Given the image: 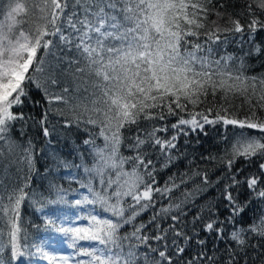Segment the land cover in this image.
I'll return each mask as SVG.
<instances>
[{
  "label": "snow or ice",
  "instance_id": "snow-or-ice-1",
  "mask_svg": "<svg viewBox=\"0 0 264 264\" xmlns=\"http://www.w3.org/2000/svg\"><path fill=\"white\" fill-rule=\"evenodd\" d=\"M206 4H211V0H3L0 3V13H3V21H0V141L7 143L12 123L24 119L23 113L14 112L13 108L22 105L23 98L27 97L26 81L43 88L50 102H68L65 95L68 87H63L59 94L49 93L48 88L30 74V69L33 73L45 71V56H53L59 66L49 65L52 75L45 83L59 84L61 81L55 76L57 72L71 74L83 82L90 80L93 97L91 111L102 117L89 116L85 121L86 124H99V135L105 141L104 148L96 149L94 167L86 171H94L101 176V184L105 183L103 176L109 168L116 170V178H109L103 191H94L89 187L92 199L85 197L84 202L99 204L104 212L111 213L116 219L93 215L89 227H55L56 232L65 237L71 236L72 248H76V241L83 240L95 241L102 246L80 248L76 255L89 259L76 260L75 264H137L139 254L136 249L140 245H146L155 254L149 258L145 253L144 264H173V253L169 251L168 244L162 248L149 244L150 239L166 240L167 230L162 229L161 234L149 237L143 234L144 224L136 225L133 222L141 212L154 206V193L171 191L169 187H155L154 168H150L152 160L147 159L146 162L143 146L158 145L161 151L166 152L176 147L174 141L177 137L161 139L156 133L166 132L167 126L152 127L143 136L137 134L133 138L130 146L136 150V156L123 157L119 156L122 129L131 125L139 127L141 119L164 120L166 115L176 116L179 112H187L189 118L181 116L171 127L178 132L183 131L182 126L185 125L190 126L192 131H202L205 124L222 122L261 134L253 136L243 131L239 134L231 148V159L227 162L229 168L238 157L246 160L264 157V119L256 115L257 108L264 110V79L253 77L249 81L246 77L227 71V61L231 57L220 60L210 58L213 51L211 45L221 40L222 30L219 27L209 30L203 33L206 39L200 41L199 29L204 28L202 21L208 13ZM246 7L249 16L247 25L232 20L234 27L223 31L243 34L247 28L250 34H255L258 29H264V20L256 15L257 11L264 15V0H252ZM30 13L34 16L38 13V16L25 31L22 25L27 20L23 18ZM57 50L60 55H55ZM221 60L224 61L223 65ZM217 93L222 94L225 101L230 95L244 96L251 114L243 120L229 118L225 108L222 109L224 115L217 112L210 119L211 108L206 112L188 110L189 105L195 108L204 98L209 95L215 97ZM253 97L255 104L252 103ZM84 110L89 111L87 107ZM85 143L94 144V140H86ZM129 161L134 162L133 167L131 171H126L124 164ZM259 169V174L246 177L243 182L235 174L232 175V182L226 186L224 194V198L233 206L230 222L242 208L236 205L228 188L244 183L257 196L264 198V189L258 188L264 181V163L259 164ZM204 182L208 183L206 175ZM113 185L116 187L109 194L107 189ZM173 187L177 185L173 184ZM27 196L24 188L19 187L7 195L6 204L0 197V244L6 230L10 261L31 255L22 250L20 244L19 208ZM76 203L80 204L81 201ZM173 208L179 214H173L171 220L179 222L182 215L180 204L161 208L158 215L167 214ZM156 219L157 216L152 217V221ZM199 219V216L194 217V221ZM49 223L55 226L54 221L50 220ZM128 224H133V231L121 236V228ZM170 228L176 237L183 236L185 241L190 239L182 230H176L175 224ZM204 229L209 233H223V228L215 219L208 220ZM245 232L264 236V218L247 229L234 230L231 238L237 244L244 245ZM125 241H128L127 251L124 250ZM171 243L176 245V240L173 239ZM198 243L203 244L204 241ZM184 250L176 245V254ZM38 251L50 262L71 264L74 259L70 255L49 253L42 249ZM0 264L7 262L0 260ZM189 264L192 262L189 261Z\"/></svg>",
  "mask_w": 264,
  "mask_h": 264
},
{
  "label": "trees",
  "instance_id": "trees-1",
  "mask_svg": "<svg viewBox=\"0 0 264 264\" xmlns=\"http://www.w3.org/2000/svg\"><path fill=\"white\" fill-rule=\"evenodd\" d=\"M0 3H3V0H0ZM249 3H252V0H211V4H206L208 13L202 21L205 26L199 31L200 41L203 42L206 39L203 33L219 27L222 30L221 40L211 45L213 51L210 58L220 60L231 57L232 59L227 61L226 70L250 81L253 77L257 80L264 79V29H258L255 34H250L247 28L243 34L223 31L234 27L232 20H239L241 24L247 25L249 16L246 5ZM256 15L264 20V15L259 11ZM36 16L38 13L35 16L30 13L27 18H23L27 20V23L22 25L25 31L33 25ZM2 18L3 13H0V19ZM55 55H60L58 50ZM45 60L43 73H33L30 69V74L45 85L49 93L59 94L63 87H68L69 91L65 94L68 102L54 100L50 102L43 88L26 81L27 97L23 98L22 105L13 108L14 112H22L24 119L12 123L7 134V143L0 141V197L6 204L7 195L17 188L23 187L28 193L19 208V224L22 250L31 255L18 261H10V245H7L8 237L5 230L3 242L0 244V259L7 264H46L41 252L38 251L39 247L44 250L53 240H57L58 236L63 235L55 231V227L58 226L50 224V220L55 223L64 222L66 227L70 222L83 223L85 219L81 213L91 212L96 213L99 218L116 219L96 204L85 203L84 200H79L81 203L77 204L78 199L74 198L80 192L87 191L84 187L85 182L90 181L89 183L94 182L97 185L95 180L101 178L94 171H86L95 165L96 149L105 146L104 138L99 135L100 125L85 123L89 116L102 119L91 111L93 99L91 81L83 82L71 74L62 75L57 72L55 76L61 82L56 85L46 84L52 75L49 65L59 66L56 65L53 56H45ZM221 64H224L223 60ZM85 88L88 91H84ZM257 90L259 91V86ZM252 103H256L255 97ZM85 107L89 111H85ZM210 108L213 109L209 114L210 119L214 118L217 112L224 115L222 109L225 108L229 118L243 120L251 114L245 97L239 94L230 95L225 101L222 94L217 93L215 97L209 95L204 98L195 108L188 106V110L192 112H206ZM164 111L167 112L166 109ZM256 115L264 119V110L257 108ZM181 116L189 118L187 112H179L176 116L166 115L164 120L141 119L139 127L131 125L121 130L123 140L119 156L123 157L136 156V150L130 146L133 138L137 134L143 136L145 132L151 131L152 127L167 126L166 132L156 133L161 139L177 137L174 141L176 147L166 152L161 151L158 145L143 146L146 162L147 159L152 160L150 168H154L155 187L161 189L169 187L171 191L154 193V206L141 212L133 223L144 224L146 227L143 234L149 237L161 234L162 229L167 230L166 240L150 239L149 244L154 248H162L164 244H168L169 251L173 253V264H189V261L192 264H264V236L245 232L244 245L237 244L231 238L234 230L247 229L252 224L260 223L261 218H264V198L257 196L244 183L228 188L235 198L236 205L242 208L239 215L233 217L232 222L229 221V217L233 216V206L224 198L225 188L231 184L233 174L243 182L246 177L259 174V164L264 163V157L261 156L252 157L250 160L238 157L229 168L227 162L231 159L233 143L242 131L253 136L261 134L256 130L240 129L237 126L224 125L222 122L205 124L202 131L199 129L192 131L190 126L185 125L182 126L183 131L178 132L171 125ZM86 140H94V144H86ZM169 156L172 157L171 160L168 159ZM133 163V161L125 163L124 169L131 171ZM115 172L116 170L111 168L105 171L103 176L105 184L109 178H116ZM205 175L208 183L204 182ZM173 184L177 187H173ZM105 187L107 188V185ZM115 187L113 185L112 188H108L109 193ZM258 188L264 189V181ZM175 204H180L182 209L179 222L171 220L173 214H179L175 208L167 214L158 215L161 208ZM153 216H157L155 221H152ZM196 216L200 219L194 221ZM210 219L220 223V227L223 228L222 234L205 231L204 224ZM173 224L176 230H182L190 239L185 241L183 236L176 237L174 230L170 228ZM132 231L133 224L124 225L120 235H129ZM65 239L70 244L73 243L71 236ZM173 239L176 240V245L185 249L183 253L176 254V245L171 243ZM200 240L204 243H198ZM92 242L94 241H76L75 251L86 248L81 244L88 246ZM127 244L128 241H125V251ZM136 251L139 254L137 264H144L145 253L149 258L155 255L146 245H140Z\"/></svg>",
  "mask_w": 264,
  "mask_h": 264
},
{
  "label": "rangeland",
  "instance_id": "rangeland-1",
  "mask_svg": "<svg viewBox=\"0 0 264 264\" xmlns=\"http://www.w3.org/2000/svg\"><path fill=\"white\" fill-rule=\"evenodd\" d=\"M0 21H3V18L0 19ZM90 169H92V168H90ZM95 181H96L97 185L94 184V182H91V183H89L90 181L89 182H85V184H84L85 186L84 187L87 188V191L83 192V193L80 192V194L77 197H74V198L78 199V200H84L85 197H88L89 199H92V194L89 192V187H91L94 191H103L106 188L105 185H107V184H105V183L101 185L102 187L100 186V183H101V178L100 177L98 179H96ZM107 191L109 193L108 189H107ZM113 200H115V198H113ZM6 203H7V201H6ZM96 206L99 207V208L101 207L99 204H96ZM87 214H89V213H81V215H83V217L85 219V221L83 223H78L77 224L75 222H70V224L66 225V227H89L91 225L90 217L93 216V215H96V213H92L91 212L88 216H86ZM96 216L99 218L98 215H96ZM55 224H57L58 227H60V226L65 227L64 222H59V223H55ZM81 246L82 247H86L84 249L102 247V246L98 245V243L95 242V241L92 242L91 245L87 246V244H81ZM39 249H42V248L39 247ZM69 250L70 249L66 246L65 243H60V244H52L48 248H44L43 251H48L49 253H56V254H60V255H70V256H72L74 258L73 253L71 251H69ZM88 259H89V257H85V258H82L80 260H88ZM55 263L59 264L58 261L55 262ZM71 264H75V258L72 260Z\"/></svg>",
  "mask_w": 264,
  "mask_h": 264
}]
</instances>
